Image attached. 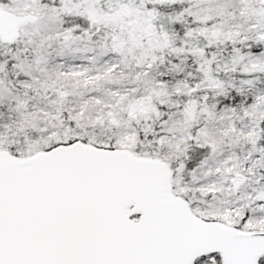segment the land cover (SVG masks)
<instances>
[{"label": "snow or ice", "instance_id": "snow-or-ice-1", "mask_svg": "<svg viewBox=\"0 0 264 264\" xmlns=\"http://www.w3.org/2000/svg\"><path fill=\"white\" fill-rule=\"evenodd\" d=\"M0 264H264V0H0Z\"/></svg>", "mask_w": 264, "mask_h": 264}]
</instances>
